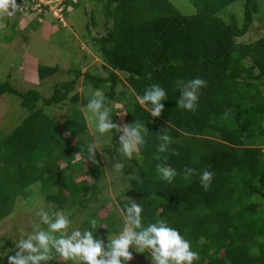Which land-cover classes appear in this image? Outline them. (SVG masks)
I'll use <instances>...</instances> for the list:
<instances>
[{"label": "trees", "instance_id": "1", "mask_svg": "<svg viewBox=\"0 0 264 264\" xmlns=\"http://www.w3.org/2000/svg\"><path fill=\"white\" fill-rule=\"evenodd\" d=\"M48 1L16 0L17 6L26 8L15 10L35 14L33 20L41 22L49 11ZM52 1H60L65 17L82 0ZM97 1L106 33L93 41L107 76L87 74L83 84L102 90L110 107L118 96L117 86L125 84L131 94H119L126 99L124 125L140 121L148 132L138 153L142 159L134 161L137 177H129L127 164L120 172L127 188L116 198L119 210L122 213L128 201L141 204L145 226L163 220L176 228L199 253L194 264H264V207L253 202L264 200V35L252 43L240 41L264 0H187L196 10L192 15L180 14L167 0ZM237 2L241 18L224 19L222 15ZM96 23L92 20L94 27ZM57 71L38 66V82ZM69 75L73 77L52 86L49 97L36 90L19 92L9 81L0 83V96L17 97L23 111L9 133L0 130V221L36 184L45 203L57 210L87 212L108 201L100 197L106 187L99 183L106 173L99 153L97 163L80 154L91 142L81 111L71 112L62 124L49 113L65 102L87 106L91 95H71L80 72ZM197 77L207 82L199 91L197 107L180 108L177 82ZM153 84L167 93L159 117H151L147 106L135 100ZM112 120L118 125L114 114ZM165 131L171 137L169 151L160 153L159 136ZM209 131L218 133L219 139L193 137ZM119 138L120 131H114L107 149L112 164L119 158ZM157 164L176 169L172 183L160 179ZM203 170L214 173L207 189L200 183ZM92 217L101 224L94 236L107 245L119 232L113 216ZM252 248L258 255L250 256ZM143 258L151 259L147 250L121 264H138ZM50 263L73 264L59 257Z\"/></svg>", "mask_w": 264, "mask_h": 264}, {"label": "rangeland", "instance_id": "2", "mask_svg": "<svg viewBox=\"0 0 264 264\" xmlns=\"http://www.w3.org/2000/svg\"><path fill=\"white\" fill-rule=\"evenodd\" d=\"M167 1L182 15H192L196 12L195 8L187 0ZM21 7L19 5L17 9ZM24 8L26 7H22L21 9ZM260 8L262 9L256 15L250 30L240 40L241 42L252 43L264 35V1L260 2ZM69 10L70 12L61 21L56 19V17H60L59 11L55 13L53 11L48 14L44 13L41 22L33 20L35 14L18 13L16 10L12 16L0 15V83L9 81L19 92L36 90L44 97H49L54 84L72 78L73 76L69 75V71L78 70L80 76L71 95L77 93L83 98H88L92 95L94 87L89 83L83 84L84 75L107 76V73L102 69L103 62L93 41L94 38L104 36L106 33V30L103 29L102 5L97 0H82L77 9L72 8ZM241 11V3L237 2L232 4L222 16L228 21L231 20L232 15L241 18ZM92 20H95L98 26L94 27ZM108 27H110V24ZM248 63L249 60L245 64L247 65ZM38 66L57 67L58 71L42 82L35 81L33 83L30 82L29 77H23L29 73L34 75L36 80H38L36 74ZM119 78L123 82V76L119 75ZM116 93L118 96L111 104V107L116 112L114 115L118 121L120 136H122L125 112L124 103L126 99L124 97L121 98L119 94L129 95L131 93L125 84L117 86ZM75 110L81 111L85 119L87 133L91 137L90 143L95 142L97 135L94 124L90 122V113L87 110V106L83 108L80 106V103L74 105L65 102L50 109L49 113L52 116L58 117L59 124H62L65 121V117ZM22 117L23 111L19 106V99L17 97L13 95L0 96V130L3 134L9 133L20 122ZM62 133L67 135L66 132ZM193 135L194 138L207 137L219 139L218 133L211 131ZM190 137L186 139H190ZM107 149L108 147H104L98 153L106 173L105 179L99 183L106 187L100 197L107 198L108 201L105 205L91 206V209L87 212L75 213V209L66 210L72 214L76 227H87L86 217L97 215L99 218H103L108 214L113 216V221L117 225L118 231L123 227V213H121L117 206L116 198L126 190L127 184L124 182L122 174L112 169L113 164L111 163V156ZM77 159L80 158L77 157ZM134 161L135 159H132L127 162V172L131 178H136L138 172ZM60 165L64 167L63 164ZM80 179L79 177L77 180ZM87 180L89 183H93L89 178ZM253 202L259 204V209L264 207V200L262 199H253ZM49 206L53 210H57L55 205L45 203L43 191L39 184L30 187L26 198H17L13 213L0 221V241L5 244V248H14L15 239L20 231L30 230L32 221L38 219L35 216V211L39 207L48 208ZM0 251L3 250L0 249ZM256 255H258V250L252 248L250 256ZM3 264H7L6 257ZM138 264H152V260L143 258Z\"/></svg>", "mask_w": 264, "mask_h": 264}, {"label": "clouds", "instance_id": "3", "mask_svg": "<svg viewBox=\"0 0 264 264\" xmlns=\"http://www.w3.org/2000/svg\"><path fill=\"white\" fill-rule=\"evenodd\" d=\"M16 8V0H0V15L11 16ZM62 11L58 12L60 16ZM177 86L180 89L177 105L192 111L197 107L200 89L206 87L207 82L197 77L187 82L180 80ZM135 100L140 106H147L151 117H159L164 110L162 102L167 100V93L160 85L153 84L142 95H136ZM87 110L97 140L82 148L80 154H86V160L97 163L95 154L111 144L113 132L120 131V128L113 123L112 116L116 112L102 90L93 91ZM122 131L117 148L119 158L113 161L112 167L121 173L129 160L142 159L138 153L148 133L140 121L124 125ZM159 140L158 151L168 152L171 137L167 131L159 136ZM156 171L160 179L168 183H172L177 175L176 169L165 164H157ZM213 176L214 173L208 170L200 174V183L205 189L210 186ZM122 213V229L105 245L102 239L94 236L97 227L101 226L98 219L86 217L87 227L80 228L74 225L70 212L53 210L51 206L39 207L35 211L38 219L32 221L30 230L20 231L14 248H5L0 241V249L3 250L0 251V264H3L5 257L7 264H50L57 257L73 264H121V261H130L134 252L143 254L146 250L150 253L152 264H194L199 260V253L192 249L191 242L165 221L158 220L145 226L141 204L128 201Z\"/></svg>", "mask_w": 264, "mask_h": 264}, {"label": "crops", "instance_id": "4", "mask_svg": "<svg viewBox=\"0 0 264 264\" xmlns=\"http://www.w3.org/2000/svg\"><path fill=\"white\" fill-rule=\"evenodd\" d=\"M48 2H50V7H49V11H47L46 13L48 14V13H50V12H53L54 10H52V9H55V11H58L59 9H62L61 8V6H63V5H59V3H60V1H48ZM54 13V12H53ZM12 16V15H11ZM56 19H59V21H61L62 19H63V16H60V17H58V18H56ZM34 74V73H33ZM37 74V73H36ZM24 78H26V77H29V80H30V82H35V81H38V80H36V78H35V76L34 75H31V74H29L28 73V75H24L23 76Z\"/></svg>", "mask_w": 264, "mask_h": 264}, {"label": "built area", "instance_id": "5", "mask_svg": "<svg viewBox=\"0 0 264 264\" xmlns=\"http://www.w3.org/2000/svg\"><path fill=\"white\" fill-rule=\"evenodd\" d=\"M47 3L49 4L50 2H47ZM61 10H62V9H59L58 11L61 12Z\"/></svg>", "mask_w": 264, "mask_h": 264}]
</instances>
